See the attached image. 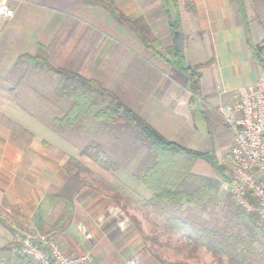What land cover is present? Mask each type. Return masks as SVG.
<instances>
[{"label": "crops", "instance_id": "crops-1", "mask_svg": "<svg viewBox=\"0 0 264 264\" xmlns=\"http://www.w3.org/2000/svg\"><path fill=\"white\" fill-rule=\"evenodd\" d=\"M107 1L118 19L96 0L91 6L86 0H0L14 12L11 18L0 17V264H28L15 252L27 233L54 236L69 255L91 250V264H131L133 258L137 264L156 263L150 246L137 243L140 237L151 241L140 235L141 225L156 223V208L148 203L152 194L148 191L143 203L132 196L129 203L114 199L113 191L122 192L112 186L118 171L109 172L89 156H81L79 147L72 154L69 135L75 134L55 133L54 146L13 116L27 113L23 100L16 99L18 88L29 87L26 82L38 78V69L11 74L6 60L13 51L21 52L20 58L45 47L54 68L96 80L165 139L167 130L175 131L177 141L172 142L183 147L201 144L196 117L208 130L203 145L214 138L212 130L222 137V127L228 126L219 108L234 103L238 88L264 75L248 44L264 39V19H250L247 29L230 0ZM246 2L249 14L250 0ZM176 21L179 27L173 30ZM176 31L183 44L178 62L173 55ZM177 63L196 73L194 88ZM29 90L32 97L49 104L44 103L42 89L35 85ZM59 106L63 109L58 112L67 104L58 100L55 112ZM71 159L85 169L69 167ZM86 174L111 187L86 184ZM209 174L205 176H213ZM67 201L72 205L71 220L57 228ZM140 209H147V215ZM7 213L18 228L3 221Z\"/></svg>", "mask_w": 264, "mask_h": 264}, {"label": "trees", "instance_id": "trees-1", "mask_svg": "<svg viewBox=\"0 0 264 264\" xmlns=\"http://www.w3.org/2000/svg\"><path fill=\"white\" fill-rule=\"evenodd\" d=\"M96 1H100V5L115 19L119 18L118 12L111 2L107 0ZM173 1L171 0V3L174 4ZM230 1L236 5L248 29L250 21L247 14L246 0ZM86 4L94 5L95 0H86ZM178 24V21L172 23L173 30L178 29ZM248 44L254 58L264 70V40L256 45L248 40ZM173 55L175 62H178L181 58V51L174 50ZM19 62L25 64L28 69H40L53 79H57L58 83L54 92L56 98L59 101H69L68 108L60 111L61 114L54 118L55 133L65 136L67 133L76 134L82 129L87 120L94 116V119L100 123V129L118 127L115 128L119 134L118 139L127 132H132L141 140L143 149L152 156L153 162L149 166H143L144 171L136 178L152 194L148 202L152 206L160 208L162 211L172 208L176 212L175 210H180L184 205L201 210L219 205L221 201V183L219 179L195 172L198 163L204 161L215 174L223 176L224 167L215 157L214 151L191 150L175 142L168 141L124 104L116 93L103 88L96 80L87 79L80 74L71 73L64 69L54 68L50 64L47 50L43 46L38 48L34 56H21ZM175 65L178 69L187 73L194 88L197 75L193 69L183 70V68H180V63ZM118 139L116 140L118 141ZM80 155L89 156L104 169L117 172L116 162L110 156H107L97 142H91L87 146L81 147ZM68 166L80 170L85 169L79 161L74 159L69 160ZM112 167L114 169H111ZM117 193L121 194L118 190ZM119 197V195L115 196L114 199ZM71 206V203L67 201V207L57 224V228L70 222ZM237 212L241 223L248 230L246 237L222 233L201 225L198 226L196 221L190 224L182 223L177 217L172 218L171 221L178 222L179 226L177 228L186 232L195 247H204L215 258L225 256L228 264H250L252 244L259 238L264 237V229L254 223L253 216L247 217L240 208L237 209Z\"/></svg>", "mask_w": 264, "mask_h": 264}, {"label": "rangeland", "instance_id": "rangeland-1", "mask_svg": "<svg viewBox=\"0 0 264 264\" xmlns=\"http://www.w3.org/2000/svg\"><path fill=\"white\" fill-rule=\"evenodd\" d=\"M248 12L249 20L264 19V0H250ZM20 27L22 29H26L24 24H21ZM256 38L262 39L257 35ZM19 53L21 52L13 51L9 55V60H6L7 67L10 65V68H12V75H20L23 72L25 73L28 69L25 64H21L19 62ZM35 72V74L38 75V78L35 81L28 82L30 84L26 82V85H29V87L22 89L19 87V93L17 92L18 95H16V99L23 100V107L27 109V113L24 114L21 112L22 114H19L16 112L13 116L20 122L22 127L27 128L38 136H42L46 141L55 146V126L52 123V120L55 116H59L61 113L58 111L63 109V107L59 106L60 108H56L58 110L55 112V106L57 105L58 99L56 98L54 92L58 80L51 78L40 69ZM35 85L38 90H43V100L46 99L44 103L49 102L48 105L42 104L39 100L42 97H32V93L29 88L31 86L35 87ZM27 90L30 93L26 92ZM27 95L29 96L28 98ZM63 102L67 104L66 108H68V104H70L69 101L64 100ZM37 120H39V122ZM195 120L198 129V139H200L201 144L196 146L195 143H193L191 146L186 147L194 150L202 149V151H214L215 157L224 167V174L221 177L215 174V172L204 161H201L197 165L196 173L208 175L210 172H213V177L219 179L222 184L225 182L228 175L229 152L234 138V133L232 134V130L228 127H222L225 132L224 135L220 137L217 135L218 130H212L214 138L209 139V141L203 145V141L206 140L205 138L208 135V130L203 120L201 121L197 117ZM40 121L42 123H40ZM99 125L100 123L94 119V116H91L78 133L71 136L69 135L71 141L69 151L72 154H76V149H78V147L80 150L81 147H85L91 142H97L100 144L102 150L107 154V156H110L118 166V173L114 178L112 186L118 189L122 188L121 194H118L116 191L114 193L112 189L107 191H113L111 193L113 196L119 195L120 197L118 198V201H122L124 203H129L128 200L130 199H127V197L130 196H132L133 199H137L139 203L145 202L148 191L141 184V187H139L136 177L144 171L143 166H149L153 162L152 156L149 155L145 149H143L141 140L132 132H127L124 136L120 137L119 140L117 138V136H119L118 131L115 129L118 127L100 129ZM165 133L167 137L166 139L169 141H177V138L174 136L175 131L171 133L170 130H167ZM116 139H118V141ZM200 145H203L202 148H197L201 147ZM111 169L114 168L112 167ZM85 179L83 178L85 183L92 186H97L99 188L103 187L105 190L106 188L104 186L111 187V185H107L106 183L101 184L98 180L99 178L93 175L88 177L86 174ZM137 187H139L140 191L136 193L135 191L138 190ZM220 196L221 201L219 205L207 208L206 210L197 209L192 206L188 207V205H184L180 210H175L176 212H174L172 208L164 211L160 208H156V210H154L157 218L155 219L156 223L153 225H147L146 223L141 225V228H143V234L140 236H143L144 238H147L148 236L151 241H142L140 237V240H138L137 243L139 245L143 243L145 248L147 245L150 246L148 248L151 256L156 262L155 264H228V260L225 256L215 258L204 247H195L191 243V240L188 238L186 232L183 229L177 228V226H179L178 222H175L174 220L171 221V219L175 217L179 218V221L182 223L185 222L190 224L196 221V225L198 226L201 225L213 230H218L222 233L242 235L246 237L248 235V230L246 229V226L241 223L237 212V209L240 207L232 201L231 196L223 191L222 185L220 189ZM240 210L246 214L242 208H240ZM140 213L146 216L147 209H140ZM246 215L247 217L250 216L248 214ZM5 216H12V214H3L2 217ZM166 218L168 220L164 222V219ZM252 219L256 225L264 229V221L260 220L256 216H253ZM10 225L11 226H7L12 229L18 228L17 225ZM79 229L82 233H86L82 226H80ZM86 238L88 239L89 235H86ZM83 253L89 256L91 260V250L80 249V252L77 255ZM249 262L250 264H264V237L259 238L254 244H252ZM137 263V260L133 258L131 264Z\"/></svg>", "mask_w": 264, "mask_h": 264}, {"label": "built area", "instance_id": "built-area-1", "mask_svg": "<svg viewBox=\"0 0 264 264\" xmlns=\"http://www.w3.org/2000/svg\"><path fill=\"white\" fill-rule=\"evenodd\" d=\"M13 14L5 3L0 4V17ZM219 113L234 133L222 189L246 214L264 221V75L238 88L234 103L222 106ZM3 221L16 225L11 216ZM15 252L28 264H91L86 254L69 255L54 236L40 233H27Z\"/></svg>", "mask_w": 264, "mask_h": 264}, {"label": "water", "instance_id": "water-1", "mask_svg": "<svg viewBox=\"0 0 264 264\" xmlns=\"http://www.w3.org/2000/svg\"><path fill=\"white\" fill-rule=\"evenodd\" d=\"M174 41H175V49L177 50H181L182 49V38H181V32L180 31H176L175 32V37H174Z\"/></svg>", "mask_w": 264, "mask_h": 264}]
</instances>
